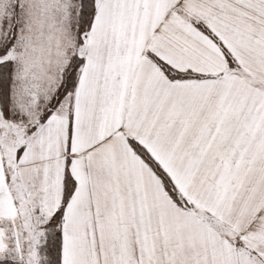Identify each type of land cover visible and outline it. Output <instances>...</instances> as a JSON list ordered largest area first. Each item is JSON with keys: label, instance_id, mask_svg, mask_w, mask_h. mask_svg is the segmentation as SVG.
Masks as SVG:
<instances>
[{"label": "snow or ice", "instance_id": "1", "mask_svg": "<svg viewBox=\"0 0 264 264\" xmlns=\"http://www.w3.org/2000/svg\"><path fill=\"white\" fill-rule=\"evenodd\" d=\"M0 264H264V0H0Z\"/></svg>", "mask_w": 264, "mask_h": 264}]
</instances>
